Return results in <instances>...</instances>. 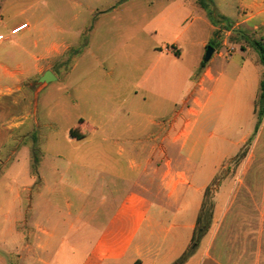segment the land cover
Masks as SVG:
<instances>
[{
  "label": "crops",
  "instance_id": "crops-1",
  "mask_svg": "<svg viewBox=\"0 0 264 264\" xmlns=\"http://www.w3.org/2000/svg\"><path fill=\"white\" fill-rule=\"evenodd\" d=\"M45 1L55 15L32 25L15 24L16 0H0L6 31L0 41V164L1 158L4 167L16 161L22 146L29 155L25 183L0 200V246L13 250L0 256L2 264H10L6 258L15 264H264L258 255L209 251L211 228L178 262L218 169L204 177L205 112L227 99L231 104H220L217 113L227 107L234 114L243 84L247 109L257 118L264 74L257 53L240 40L242 51L257 58L238 62L234 48L227 53L232 60L219 48L236 30L264 41V0H238L236 9L228 0H210L218 21L199 0ZM22 24L28 28L12 35ZM18 35L25 44H16ZM212 41L214 53L201 68ZM47 71L56 80L43 83L34 107L27 86L39 84ZM54 83L62 85L58 114L77 112L66 140L81 152H52L51 159L42 153L46 173L34 176L33 148L42 141L46 150L57 145L53 135H42L56 118L40 98Z\"/></svg>",
  "mask_w": 264,
  "mask_h": 264
},
{
  "label": "rangeland",
  "instance_id": "rangeland-1",
  "mask_svg": "<svg viewBox=\"0 0 264 264\" xmlns=\"http://www.w3.org/2000/svg\"><path fill=\"white\" fill-rule=\"evenodd\" d=\"M190 1V0H187ZM205 4L206 12H213V19L218 21L217 12L214 9L216 5L212 4L210 0H199ZM217 1V0H215ZM229 7L236 9L238 0H228ZM214 2V0H213ZM157 5H155V8ZM24 10L23 15L21 12ZM66 14V11H63ZM11 14L17 15L15 24L27 21L32 25L41 22V16L55 15V10L51 3L45 0H16L14 10L12 8ZM22 15V16H21ZM209 15V14H208ZM53 19H55L53 17ZM67 20L64 21L66 31L70 26ZM5 29L0 27V34L4 35ZM23 33H21L22 35ZM252 39L247 32L243 33L236 30L227 40L229 45L221 46L219 51L224 54V57L232 60L227 55L228 48H234V60L238 62L244 59L257 58L255 52L244 53L240 48L238 42L243 40V35ZM21 35L15 39L16 44H25L19 42ZM163 33L159 39H163ZM66 37L68 35L66 34ZM215 47V45H213ZM211 47V46H210ZM213 48V47H212ZM224 59H216L221 62ZM263 68V66H262ZM53 82V81H52ZM44 84H37L35 81L32 85L27 86V90L32 100V104L38 103V97L41 93ZM29 87V88H28ZM246 86L242 84L238 98H235V113L227 110L217 113L216 108L220 104L231 103L227 99H217L213 103L210 111L208 109L204 114V177L210 176L214 169H217V174L210 183L213 191L210 193L211 199L216 201V193L220 191V184L225 183L221 189L220 197L218 198L219 211L218 220L211 223V236H213L212 246L209 251L219 253L237 252L247 254L249 256L258 255L264 263V117L256 131L257 118L253 114L251 108L247 109V101L249 99V92L245 89ZM62 85L59 83L51 84L41 94V107L44 110L53 108L55 111L56 123L51 130H44L42 135L44 137L54 136L56 148H48L42 141L33 148V158L35 163L31 166L34 176L46 173L39 165V159L42 153L51 159L54 157L52 152H60L64 155H73L74 151L81 152L76 149L77 146L70 145L66 140V132L70 125L74 122V115L76 111L69 109L70 115L66 117L64 113L57 112L56 101L60 95ZM258 108L256 110V115ZM38 131H35L32 138L34 139ZM31 140V136H29ZM29 141V140H28ZM28 148L22 146L18 150L17 160L12 158L4 167V159L1 158L0 164V200H8L6 190L10 187H18L25 183V175L28 172V165H26V158ZM64 167V166H63ZM205 181V180H204ZM58 200L61 198H57ZM28 204L25 196L22 197V205L26 207ZM210 230V229H209ZM24 232V231H23ZM209 232V231H208ZM208 234V233H207ZM11 246L1 245L0 256L6 257V253H10ZM5 255V256H4ZM7 263L15 264L8 258L4 259ZM4 262L0 261V264ZM260 263V261H258Z\"/></svg>",
  "mask_w": 264,
  "mask_h": 264
},
{
  "label": "trees",
  "instance_id": "trees-1",
  "mask_svg": "<svg viewBox=\"0 0 264 264\" xmlns=\"http://www.w3.org/2000/svg\"><path fill=\"white\" fill-rule=\"evenodd\" d=\"M200 5L203 8H206L205 4L200 1ZM209 17L213 19V12L209 11L208 12ZM244 33V32H243ZM218 35V32L214 34V37ZM243 35V34H242ZM246 43H248L257 53L258 59L260 64L264 67V41H258L254 39H250L248 36H244L242 38ZM214 47L213 46V41L210 43L209 47ZM206 65L205 62H202L201 68H203ZM255 108L257 112V124H256V131L258 130V127L261 123L262 117H264V74L262 76V80L260 83V90H259V95L258 99L256 101ZM215 182L212 186H209L206 188L204 192V197L202 201V205L196 220V226L194 229L193 237L191 240L190 247L186 250V252L183 254V256L180 258L178 261L179 263H182L186 261L198 248L202 238L208 233L211 223H212V218H213V212H214V207H215V202L211 199L210 193L213 191V187L215 186Z\"/></svg>",
  "mask_w": 264,
  "mask_h": 264
},
{
  "label": "water",
  "instance_id": "water-1",
  "mask_svg": "<svg viewBox=\"0 0 264 264\" xmlns=\"http://www.w3.org/2000/svg\"><path fill=\"white\" fill-rule=\"evenodd\" d=\"M213 53H214V48L208 47L205 53L204 62H208L211 59ZM55 80L56 77L50 71H47L40 78V83L48 84Z\"/></svg>",
  "mask_w": 264,
  "mask_h": 264
},
{
  "label": "built area",
  "instance_id": "built-area-1",
  "mask_svg": "<svg viewBox=\"0 0 264 264\" xmlns=\"http://www.w3.org/2000/svg\"><path fill=\"white\" fill-rule=\"evenodd\" d=\"M27 28H28V25H27V24H22V25H20V26H18V27H16V28H14V29L11 31V34H12V35H16V34H18L19 32H21V31H23V30H25V29H27ZM2 40H4V37H3L2 35H0V41H2ZM232 51H233V49H232V48H229V49L227 50V53H228V54H231Z\"/></svg>",
  "mask_w": 264,
  "mask_h": 264
}]
</instances>
